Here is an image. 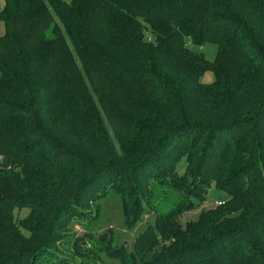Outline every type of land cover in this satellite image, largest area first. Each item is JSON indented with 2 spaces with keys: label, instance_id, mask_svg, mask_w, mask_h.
Returning <instances> with one entry per match:
<instances>
[{
  "label": "trees",
  "instance_id": "obj_1",
  "mask_svg": "<svg viewBox=\"0 0 264 264\" xmlns=\"http://www.w3.org/2000/svg\"><path fill=\"white\" fill-rule=\"evenodd\" d=\"M0 21V264H68L51 249L110 191L153 222L72 256L264 264V0H5ZM213 187L229 200L183 227Z\"/></svg>",
  "mask_w": 264,
  "mask_h": 264
},
{
  "label": "rangeland",
  "instance_id": "obj_2",
  "mask_svg": "<svg viewBox=\"0 0 264 264\" xmlns=\"http://www.w3.org/2000/svg\"><path fill=\"white\" fill-rule=\"evenodd\" d=\"M4 1L0 0V9L3 7ZM5 34L6 26L4 22L0 21V36H4ZM187 46L191 51L204 56L210 62L215 61L219 54V47L214 43L197 45L193 41L187 40ZM201 82L205 85L213 84L215 82V76L213 73L208 72L204 75ZM83 163L84 161L82 160L81 165ZM187 167V159H181L176 166L178 175L184 176L187 172ZM228 200L229 196L227 193L213 187L209 190L206 200H195L194 209L190 212H184L185 214L180 217L179 222L185 227L188 223L197 221L204 210L211 209ZM156 206L158 207V205ZM123 211V197L113 191H110L105 198L99 199L96 197L86 207L78 205L73 211V220L68 231L61 234L62 241L56 245L55 249H51V252L56 257L62 258L63 261L66 260L68 264H121L115 261L114 258H109L105 249H103L99 256H95L99 252L86 256H72L67 249L70 247L69 244H73L74 240L76 242L85 239L87 241V244H85L87 249H91L94 245L93 247L98 251L100 245H102L101 248H105L108 245L111 237L115 240L114 245L128 244L129 247H132L131 245L134 240L146 229V226L153 222L155 214L153 211L147 210L141 222L139 224L137 223L135 227H131L126 225ZM29 213L27 209L15 210L14 215L16 218L25 219Z\"/></svg>",
  "mask_w": 264,
  "mask_h": 264
}]
</instances>
